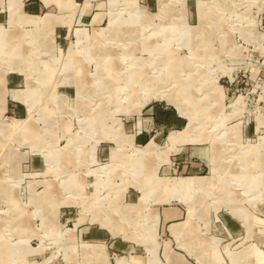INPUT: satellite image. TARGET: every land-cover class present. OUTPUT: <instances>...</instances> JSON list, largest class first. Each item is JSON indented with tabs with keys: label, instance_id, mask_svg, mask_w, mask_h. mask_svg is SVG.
<instances>
[{
	"label": "rangeland",
	"instance_id": "1",
	"mask_svg": "<svg viewBox=\"0 0 264 264\" xmlns=\"http://www.w3.org/2000/svg\"><path fill=\"white\" fill-rule=\"evenodd\" d=\"M23 1L0 264H264V0H73L59 30Z\"/></svg>",
	"mask_w": 264,
	"mask_h": 264
},
{
	"label": "crops",
	"instance_id": "2",
	"mask_svg": "<svg viewBox=\"0 0 264 264\" xmlns=\"http://www.w3.org/2000/svg\"><path fill=\"white\" fill-rule=\"evenodd\" d=\"M73 0H24L23 2L18 3L19 9L15 11H27L29 13H32V15H38L41 14L42 12H45L43 17L47 16L48 17V23H51L54 25V28L56 27V30L61 29V25H58L59 22L62 23H70V20L60 18V16L57 15H50L51 11L52 12H69L71 5H72ZM1 3V0H0ZM69 6V7H66ZM29 17H34V16H29L26 14L21 13V19L20 21L24 22L27 20ZM39 17V16H38ZM59 17V18H58ZM65 17V16H64ZM156 109V107H153L152 110ZM171 213V212H170ZM174 213L176 214L177 212ZM164 215H167V213H164Z\"/></svg>",
	"mask_w": 264,
	"mask_h": 264
},
{
	"label": "bare ground",
	"instance_id": "3",
	"mask_svg": "<svg viewBox=\"0 0 264 264\" xmlns=\"http://www.w3.org/2000/svg\"><path fill=\"white\" fill-rule=\"evenodd\" d=\"M26 21H28V20H26ZM128 34V33H127ZM95 37V36H94ZM93 38V37H92ZM129 38V37H128ZM95 39V38H94ZM110 40V39H109ZM97 44H99V43H97ZM107 50V49H106ZM14 60V59H13ZM103 61V60H102ZM108 68V67H107ZM127 71V70H126ZM133 72V71H132ZM139 72V71H138ZM137 78V77H136ZM145 78V77H144ZM138 82H139V80H138ZM162 82V81H161ZM77 87V86H76ZM76 87H75V89H76ZM37 89V88H36ZM160 89V88H159ZM15 95V94H14ZM74 95V94H73ZM79 108V107H78ZM202 181V180H201ZM198 183V182H197ZM14 263V262H13Z\"/></svg>",
	"mask_w": 264,
	"mask_h": 264
}]
</instances>
